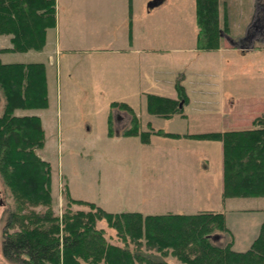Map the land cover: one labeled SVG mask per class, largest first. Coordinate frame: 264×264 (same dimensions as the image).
Returning a JSON list of instances; mask_svg holds the SVG:
<instances>
[{
    "label": "rangeland",
    "instance_id": "rangeland-1",
    "mask_svg": "<svg viewBox=\"0 0 264 264\" xmlns=\"http://www.w3.org/2000/svg\"><path fill=\"white\" fill-rule=\"evenodd\" d=\"M151 1L156 0H136V9L144 11ZM157 1L159 4L151 9L145 21L147 33L153 36L155 47L160 50L142 60V81L136 90L92 92L79 85L82 89L72 91L68 97L63 86L64 79L67 82L68 67L61 59L59 65H49L53 78L50 107L24 110L39 113L47 121L46 143L38 152L52 164V207L56 214L62 215L67 208L68 188L74 197L95 201L111 211L197 212L212 206L220 161L218 149L211 141L152 133L150 141L143 142L139 136L124 135L122 129L129 123L130 115L117 107L111 110L114 99L131 103L140 114L144 129H149L151 122L155 128L182 133L228 128L234 99L240 107L243 103L251 104L245 116L264 112V0H222L228 7L230 32L224 35L218 49H200L197 45L196 0ZM106 8L102 2L98 10L106 11ZM223 10L222 5V22ZM97 14L102 16L101 11ZM102 19L90 20L91 34L106 39V32L116 24H105ZM143 21L142 18L140 24ZM137 29L141 30L139 26ZM94 30L98 34H93ZM0 38L6 41L8 36ZM40 55L35 50L0 53L2 61L43 59ZM58 78L62 86L60 94ZM178 79L188 94L183 112L172 117L151 113L147 108V94L178 97ZM0 96L1 113L4 106L1 88ZM110 111L116 129L113 135L108 133ZM69 119L73 129L67 128ZM246 123L242 127L253 124ZM89 126H92L90 131ZM15 205L0 180L2 264H15L1 252V229ZM82 207L89 208L86 204L72 203L73 209ZM44 208L37 206V210ZM254 216L251 212L232 217L234 233H223L219 240L215 238L216 242L223 245L234 239V248L248 249L260 232L253 236L249 232L256 224ZM97 225L105 229L110 240L117 241L116 230L106 218L99 219ZM169 258L175 264H185L174 256Z\"/></svg>",
    "mask_w": 264,
    "mask_h": 264
},
{
    "label": "trees",
    "instance_id": "trees-1",
    "mask_svg": "<svg viewBox=\"0 0 264 264\" xmlns=\"http://www.w3.org/2000/svg\"><path fill=\"white\" fill-rule=\"evenodd\" d=\"M55 1L0 0V33L12 34V46L1 50L40 49L47 27L55 23ZM226 5L222 0H196L200 49H218L230 32ZM176 86L178 97L148 93V110L165 117L182 113L188 94L180 79ZM0 88L4 99L0 180L16 203L1 229L5 259L15 264H175L169 258L174 256L185 264H264V222L251 246L236 250L232 239L223 245L216 242L223 233L231 232L224 211H111L95 201L74 197L68 188L67 208L62 215L56 214L52 164L38 152L46 143L42 118L36 113H18L19 109L49 105L44 63L4 62L0 58ZM116 107L130 115L122 133L139 136L143 142H149L152 133L222 140L224 197L264 194V113L254 119L252 128L182 133L155 128L151 122L149 129H144L140 114L130 103L112 100L111 110ZM113 116L110 111L111 135L116 133ZM73 202L89 208L73 209ZM40 205L45 208L37 210ZM102 218L115 228L117 241L98 227Z\"/></svg>",
    "mask_w": 264,
    "mask_h": 264
},
{
    "label": "crops",
    "instance_id": "crops-1",
    "mask_svg": "<svg viewBox=\"0 0 264 264\" xmlns=\"http://www.w3.org/2000/svg\"><path fill=\"white\" fill-rule=\"evenodd\" d=\"M102 2L107 7L106 11L98 10ZM154 6L147 4V9L138 11L136 9V0H56L55 23L47 27L45 43L40 49L31 48L25 51L1 50L3 47L12 46V34L0 33V36H8L6 41L0 38V53H31L32 50H35L41 54L40 56H43V59L40 60L4 62L38 61L44 63L49 94V105L45 108L50 107L53 86L52 72H49V65H59L61 59L64 60L68 67L66 69L67 82L64 79L65 83L63 84L68 97H70L72 91L76 92L82 89L79 85L83 86V89L92 92H101L108 89L132 92V90L138 88L142 81V60H144V57H149L150 53L160 50L155 47L153 36L147 33L148 24L145 21V18L151 14V9ZM99 11L102 12V16L97 14ZM93 17L103 18L102 20L105 24L115 23V30H108L106 32L108 35L106 39L104 37L99 38L98 36H93L90 27V20ZM142 18L144 21L140 24ZM138 26L141 29L139 32L137 29ZM95 32L93 34H98L97 31ZM82 65L84 66L80 68ZM57 82L59 85L58 92L60 94L62 87L60 78H58ZM171 97L177 96L172 95ZM238 107L241 109H237ZM250 108V103H243L240 107V104L234 99L231 102L230 114L228 116L227 126L229 127L216 130L252 128L255 126L254 119L259 115L253 117L245 116L244 114H248ZM18 113L28 112L19 109ZM39 115L42 118L47 134V128L45 126L47 121L44 120L41 114ZM245 119L247 120L246 122L252 121L253 124L249 127H242L243 124H247ZM67 126L68 129L74 128L72 120H67ZM91 128L92 126H89L87 130L90 131ZM207 140L211 141V145L216 147V150L218 149V158L220 161L217 186L213 192L214 198L211 200L212 206L209 208L225 212L226 222L232 233L236 229L235 225L230 222L232 217L241 216V214L245 213H254L256 215L254 217L257 219L256 224L249 231L252 232L251 235L253 236L256 232L260 231L259 224L261 228V223L264 221V194L231 195L224 197V144L219 139ZM257 236L253 237L251 244ZM234 242L233 239V247Z\"/></svg>",
    "mask_w": 264,
    "mask_h": 264
},
{
    "label": "water",
    "instance_id": "water-1",
    "mask_svg": "<svg viewBox=\"0 0 264 264\" xmlns=\"http://www.w3.org/2000/svg\"><path fill=\"white\" fill-rule=\"evenodd\" d=\"M156 4H158V1L156 0V1H151L150 3H149V5H156ZM180 105L182 106L183 105V101H181L180 102Z\"/></svg>",
    "mask_w": 264,
    "mask_h": 264
}]
</instances>
